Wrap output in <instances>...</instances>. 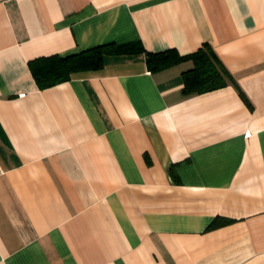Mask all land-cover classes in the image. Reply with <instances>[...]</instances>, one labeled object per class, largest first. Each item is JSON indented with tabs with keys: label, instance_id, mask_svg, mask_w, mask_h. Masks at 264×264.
Returning a JSON list of instances; mask_svg holds the SVG:
<instances>
[{
	"label": "crops",
	"instance_id": "obj_1",
	"mask_svg": "<svg viewBox=\"0 0 264 264\" xmlns=\"http://www.w3.org/2000/svg\"><path fill=\"white\" fill-rule=\"evenodd\" d=\"M132 42L45 88L28 65ZM202 43L233 84L147 66ZM0 264H264V0H0Z\"/></svg>",
	"mask_w": 264,
	"mask_h": 264
},
{
	"label": "trees",
	"instance_id": "obj_2",
	"mask_svg": "<svg viewBox=\"0 0 264 264\" xmlns=\"http://www.w3.org/2000/svg\"><path fill=\"white\" fill-rule=\"evenodd\" d=\"M136 50L143 51V48L134 42L108 43L64 56L52 54L36 57L29 60L28 65L38 87L45 88L69 79L73 72L101 67L107 54ZM145 55L150 70L191 60L193 66L182 72L185 90L206 92L234 83L231 74L208 43H202L194 51L184 55L179 54L175 48L158 52L145 51Z\"/></svg>",
	"mask_w": 264,
	"mask_h": 264
}]
</instances>
